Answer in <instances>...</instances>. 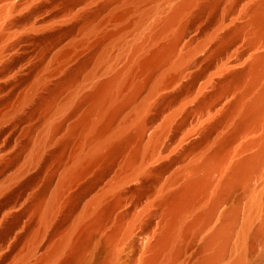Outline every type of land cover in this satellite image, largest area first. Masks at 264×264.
Returning <instances> with one entry per match:
<instances>
[{
  "label": "rangeland",
  "instance_id": "rangeland-1",
  "mask_svg": "<svg viewBox=\"0 0 264 264\" xmlns=\"http://www.w3.org/2000/svg\"><path fill=\"white\" fill-rule=\"evenodd\" d=\"M181 1L0 0V264H50L49 248L102 193L107 194L106 211L93 224L101 227L92 229L81 248L83 255L52 264L109 263L101 243L118 225L123 237L115 264H142L147 236L165 219L162 187L215 144V130L206 137L199 133L209 122L199 117L206 91L210 98L214 90L206 86L214 77L213 54L218 37L244 22V11L253 0L213 4L203 0L202 6L209 3L206 7L200 10V3L196 4L176 28L158 39V44L173 42L171 63L152 75L136 72L141 88L133 103L122 106L116 120L118 124L141 113L143 135L131 148L87 167L63 190L53 215L47 221L40 215L80 146L82 132L75 128L91 107L86 94L126 67L135 48L163 27ZM119 12L124 16L115 17ZM182 25L186 27L179 34ZM157 85L160 88L153 93ZM194 141L196 146L187 150ZM135 146L143 151L136 167L142 166L131 172L125 164ZM126 173L129 178L113 189ZM231 204L219 207L203 234L188 235L178 264H193L204 233L221 222ZM195 210L188 222L199 208Z\"/></svg>",
  "mask_w": 264,
  "mask_h": 264
},
{
  "label": "bare ground",
  "instance_id": "bare-ground-1",
  "mask_svg": "<svg viewBox=\"0 0 264 264\" xmlns=\"http://www.w3.org/2000/svg\"><path fill=\"white\" fill-rule=\"evenodd\" d=\"M201 1L203 0H182L178 3L169 16H166L163 27L135 48L126 67L107 80L97 82L88 94L83 92L86 94L85 99L91 102V107L76 123V132H82V140L72 157L71 166L63 173L60 188L43 206L40 215L43 220L47 221L53 215L52 212L60 205L63 190L87 167L124 152L143 135L145 124L141 113L133 116L134 119L126 118L116 124L122 106L133 103L139 86L141 88L135 78L136 72L142 71L143 74L144 71L152 75L157 68L171 63L173 42L158 44V39L177 26ZM208 1L213 4L217 0ZM200 4L199 9L209 3L205 6ZM13 10L11 7L10 11ZM122 16L124 12L115 15ZM244 18V22L238 21L239 24L218 37L217 48L212 53L214 77L206 85L214 90L210 98L207 97L209 92L205 90L207 94H203L206 99L201 105L204 110L201 116L197 114L201 120L209 121L207 127L203 126L199 133L206 137L211 130H215V144L207 152L203 151L202 155L199 152L201 156L196 161H192L170 183L165 184V189L162 187L160 202L165 206V219L161 222L163 225L158 226L159 229L147 236V254L142 264H178V257L188 246L190 234H203L219 207L229 202L232 204L222 213L221 222L210 227L208 234L204 233L193 264H264V0H253L246 7ZM185 27L178 26L179 34ZM159 88L158 85L154 87L153 93ZM201 120H198V124ZM53 131L49 134L52 135ZM196 144L197 141L190 143L187 150L193 149ZM136 148L138 146H135V152H129L132 154H129L125 164L127 168H131V172L142 166L139 163V167H136V159L143 152ZM122 175L113 189L126 181L127 173ZM106 195L102 193L94 198L83 215L79 216L75 226L52 243L47 258L50 264L60 258H63L62 263H68L76 259L80 251L83 252L81 248L89 239L92 229L101 227L93 224H97V220L99 222L101 213L105 210ZM197 207L199 211L195 218L188 222L187 219L192 218ZM121 231V226H115L101 243V248L111 260L107 264L117 262ZM81 255L83 254L80 253V257Z\"/></svg>",
  "mask_w": 264,
  "mask_h": 264
}]
</instances>
